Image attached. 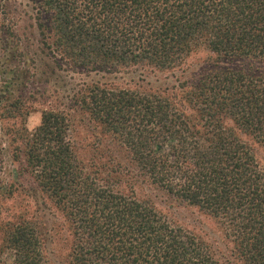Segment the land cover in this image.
Here are the masks:
<instances>
[{
	"label": "trees",
	"instance_id": "1",
	"mask_svg": "<svg viewBox=\"0 0 264 264\" xmlns=\"http://www.w3.org/2000/svg\"><path fill=\"white\" fill-rule=\"evenodd\" d=\"M139 183L264 264V0H0V264H221Z\"/></svg>",
	"mask_w": 264,
	"mask_h": 264
},
{
	"label": "rangeland",
	"instance_id": "2",
	"mask_svg": "<svg viewBox=\"0 0 264 264\" xmlns=\"http://www.w3.org/2000/svg\"><path fill=\"white\" fill-rule=\"evenodd\" d=\"M204 56L205 54L203 52L194 56V59L192 60L193 65L199 64V58ZM139 70L140 69L136 67L123 70L121 74L116 76L117 78L113 80V83L118 87H134V84H136L137 78H139L141 73ZM90 77L94 78L93 75H90ZM90 77H86L84 73H82V75L76 76V78L82 80H89ZM109 80L112 81V79ZM150 80L152 79L150 78ZM46 107H51V105L36 104L33 106L34 111L26 120V128L28 130H32L36 127L40 121V112ZM72 120L77 138H89L90 133L80 121L81 117L74 114L72 116ZM243 139L248 143H252V140L249 136H243ZM133 189L134 195L137 199L151 203L156 208V210H158L172 224L180 226L187 231L193 232L194 234L201 235L205 241L219 248L222 251L221 253H218L221 264H235L236 260H234L233 257H230L231 247L224 238L222 230L219 228L217 222L214 219L204 215L203 213H200L194 208L181 204L164 192L159 191L156 188H152L146 183L136 184ZM47 213L52 214L51 211H48ZM49 227H51V224H49ZM54 228H56L57 232L62 231L60 235L58 234L56 236L59 238L56 240L57 242L54 247L56 254L54 257V264H66V254L68 250L67 242L63 240V238L65 239L66 237L65 228L62 230V222L59 220H56Z\"/></svg>",
	"mask_w": 264,
	"mask_h": 264
}]
</instances>
